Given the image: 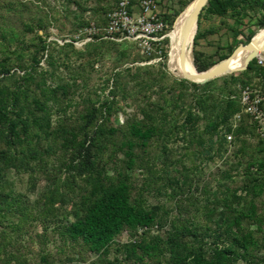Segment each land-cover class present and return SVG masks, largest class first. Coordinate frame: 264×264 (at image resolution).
Instances as JSON below:
<instances>
[{
	"label": "trees",
	"instance_id": "trees-1",
	"mask_svg": "<svg viewBox=\"0 0 264 264\" xmlns=\"http://www.w3.org/2000/svg\"><path fill=\"white\" fill-rule=\"evenodd\" d=\"M193 1L180 0L182 8L164 16L169 31ZM10 4L0 0V21L20 15L22 34L36 32L39 43L27 59L21 34L5 29L8 20L0 28V264H30L16 249L28 235L40 248L36 264H56L48 251L54 242L61 264L77 257L85 264L93 254V264H264V139L243 113L240 90L251 85L264 95V66L255 59L243 72L199 84L139 65L146 59L132 43L100 40L86 45L97 54L95 66L103 51L116 59L102 86L92 88L104 72H94L92 62L89 73L64 79L49 29L60 18L72 22L73 33L92 22L104 26L119 0H65L57 16L31 2H21V12ZM207 16L234 20L223 22L233 42L218 60L196 48L220 30H203ZM249 24L264 29V0H210L191 68L205 72L250 43L258 31L239 39ZM46 55L49 70L41 66ZM127 105L131 116L116 123ZM179 137L185 152L173 158L169 143ZM202 156L232 167L201 183ZM13 171L28 175L29 193L46 181L37 200L14 194Z\"/></svg>",
	"mask_w": 264,
	"mask_h": 264
},
{
	"label": "rangeland",
	"instance_id": "rangeland-1",
	"mask_svg": "<svg viewBox=\"0 0 264 264\" xmlns=\"http://www.w3.org/2000/svg\"><path fill=\"white\" fill-rule=\"evenodd\" d=\"M1 1L6 2V3L7 2L11 3L10 5L14 6L20 12L22 11L21 2H31V3H33V7H34L33 10H36V7L39 6V7H41V9L50 12V14L52 16H57L58 11H64L63 4L65 2V0H1ZM181 8H182V5L180 3V0H171L170 5L168 6V9L171 11V15L176 14V12L179 11ZM34 12H35L34 16L37 17V12L36 11H34ZM7 14L8 15L6 16V22L2 23L0 21V28L4 27V25H7L6 24L7 20H8V22H10V23H8L9 25L6 26L5 29L10 30V28L11 29L13 28V30H15L16 33L21 34L20 39L23 42L21 47L25 51L26 58L30 59V56H31L32 52L35 50V48L34 47L29 48V47L34 45V44L36 45L39 43V41L36 40V38H37L36 32L29 33L27 35H23L22 32L20 31L21 27L19 25L20 15H17L15 13H7ZM180 15L178 16V18L180 17ZM86 16L88 18L89 17L91 18L90 14H87ZM178 18L176 19V22H177ZM27 19H28L27 16L24 17V20H27ZM247 21H249V19H247ZM176 22H175V24H176ZM223 22H227L230 25L234 24V20L230 19V18L225 19V18L214 17V16L204 17V19L202 21L203 30L208 31L212 28H217L220 30L215 34L209 35L207 38L200 40L199 45L196 46V48H198L199 50L204 52V54H206V56H213L217 60L220 58L221 55L229 54L228 46L230 44H232V42H233L232 37L228 36V34L226 33V25H224ZM175 24H174V26H175ZM5 29L0 30V34L2 37H5V35H6ZM72 30H73L72 22L66 21L63 18H60L58 23H55L50 27V29H49L50 35L48 36L47 40H48V42H54V41H51V38H58L62 41L64 39H67V38H72L74 35H76L78 33V31L73 33ZM243 30H244V34L241 35L239 37V39L244 41V42L247 41L248 35L250 34L251 31H258L257 34H259L262 31V30H258V28L256 26H252L250 24L246 27L244 26ZM257 34L255 35V37L257 36ZM194 35H195V33H194ZM44 38H46V36ZM193 40H194V36H193V39H190V37H189L187 52H186V61H187L188 66L190 68H191L190 63L194 59V55H193L194 53L193 52H194V48H195V41L193 43ZM183 41H184V38H183L182 42ZM56 44H57V46H56L55 57L58 60H60V63H61V68L59 69V75H61L67 81H72L74 79V77L77 75L82 76L84 74L89 73L90 70H92V66L90 65V63L93 62L94 63V70L93 71L95 72V68H96V70L98 72L101 71L104 73L101 74L99 72V74H97L95 77V82L90 83V85L92 88H96V87L100 88L102 86L104 78L106 76L105 73L111 72L112 63H114V61L116 59L115 55H112L110 52L103 51V53H101V55L102 54H104V55L99 60L100 62L96 63V66H95L94 61L97 58V54L95 52H91V51L87 50V46H84L83 48H79V49L74 47L75 49H72L70 47H64L63 48L62 45H60L58 42H56ZM123 46H125V45L122 44L121 48ZM182 46H183V43H181V52H182ZM15 47H16V45H13L12 48L14 49ZM170 47H171V45H170ZM1 48L2 47H0V49ZM61 48H63V49H61ZM80 52H82V53H80ZM1 55H2V52L0 50V57H1ZM46 58H47V55L41 62V66L43 67V70H49V65L46 61ZM139 65H141V64H139ZM152 65L156 66L157 68H160V67L166 68L173 76L177 77L168 68V58L164 59V60H162L156 64H152ZM141 66H147V65H141ZM236 73H238V72H236ZM101 76H103V77H101ZM79 78H81V77H79ZM79 82H82V81L80 80ZM253 87H255V86H253ZM108 92H109V90H106V93H108ZM122 104H124V103H122ZM131 114H132V109L127 105L125 107V109L117 115L116 123H118V124L124 123L125 120L131 116ZM183 145H184V143H183L181 137H179V139H173L169 143V148L173 151V156H172L173 158L175 156L178 157L185 152L183 149ZM234 148H236V147H234ZM199 149L202 150V148H199ZM196 151L199 152L197 149H196ZM199 156H201V155H199ZM202 157H205V156H202ZM201 162H202V164H201ZM197 164L200 165V167L202 168L201 172H203V176L200 179L201 183L202 182L204 183L207 180L209 175H213L214 173H217L219 169H223V168H225V166L232 167L231 162H226L225 160H221L219 158L217 159L216 162L211 163L205 157V158H203L202 161L197 160ZM8 180H9L10 185H12L14 187V194L16 192L28 194L32 202L37 200V198L39 197L41 192H43L44 189L46 188V181H42L39 184L36 192L29 193L28 192V175L27 174H18L14 171L10 173V175L8 176ZM197 180H198V177H197ZM198 183H199V180H198ZM151 201H154V199H152ZM162 201H164V199H162ZM35 233H36V230H34V231L32 230V232L30 234L35 235ZM30 238H31V235H28L27 237H25V239L23 241L16 244V249H18L19 251L23 252V254L26 255L30 264H36L38 262V253H39L40 248L37 244H32L30 241ZM128 238L129 237L127 235H124V236L118 238L117 242L118 243H125L128 240ZM59 248L60 247H59L58 242L51 243L48 247V251L52 255H54L56 258V264L62 263V260H61L62 255H60L61 252H59ZM62 257L64 258V256H62ZM114 257H115V251H113V253L110 255L109 258L113 259ZM96 260H97V256H96V254H93L90 257V259L85 262V264H93V261H96ZM78 262L79 261H78V257H77V260L75 262H73L72 264H78ZM7 264H15V263L8 262Z\"/></svg>",
	"mask_w": 264,
	"mask_h": 264
},
{
	"label": "built area",
	"instance_id": "built-area-1",
	"mask_svg": "<svg viewBox=\"0 0 264 264\" xmlns=\"http://www.w3.org/2000/svg\"><path fill=\"white\" fill-rule=\"evenodd\" d=\"M171 0H119L116 9L107 15V23L99 26L96 22L78 31L72 38H51L60 45L72 43L75 48H83L89 43L110 40L117 43L129 42L137 46L146 59L141 65H152L164 60L165 40L168 38L170 22L164 18L171 15L168 9ZM259 65L264 66V52L257 58ZM243 113L248 114L255 125L257 133L264 139V95L249 85L241 87ZM241 113L236 115L233 126L236 128ZM227 139L232 141L233 135ZM143 230H140L142 234Z\"/></svg>",
	"mask_w": 264,
	"mask_h": 264
},
{
	"label": "water",
	"instance_id": "water-1",
	"mask_svg": "<svg viewBox=\"0 0 264 264\" xmlns=\"http://www.w3.org/2000/svg\"><path fill=\"white\" fill-rule=\"evenodd\" d=\"M195 3L193 9L191 10L185 24L183 27V46H182V61L185 63L186 60V52H187V46H188V40L193 31H195L194 35V40L198 32V27H199V20L201 17L202 12L208 6L210 0H194L193 3ZM242 48H247L251 49L253 51V54L248 58L244 68L240 70H231L229 68L230 62L232 58L242 49ZM264 52V44H260L258 41L255 40V36L253 39L250 41L248 44H241L240 46L237 47V49L233 52L231 56L228 58L220 61L216 65H214L211 69L205 71V72H200L197 69V73L195 74H190L187 71L184 73L182 77H177L181 79H187L189 81L199 83V84H205L211 80H214L216 78H220L223 76H227L230 74H234L236 72H243L247 70L249 67L250 63L255 60L261 53Z\"/></svg>",
	"mask_w": 264,
	"mask_h": 264
},
{
	"label": "bare ground",
	"instance_id": "bare-ground-1",
	"mask_svg": "<svg viewBox=\"0 0 264 264\" xmlns=\"http://www.w3.org/2000/svg\"><path fill=\"white\" fill-rule=\"evenodd\" d=\"M196 2H192L189 6H187L184 11L181 13L178 18L174 28L172 31L168 33V38L170 41L168 45V68L169 70L176 75L177 77H182L184 73L187 71L190 74H195L197 72L193 71L189 66L187 61L185 63L182 61L181 55V43L183 40V27L184 24L193 9ZM195 31H193L190 35V39H193ZM255 40L260 44H264V30H262L257 36ZM171 45V47H170ZM253 54L251 49L242 48L231 60L229 68L231 70H240L244 68L248 58Z\"/></svg>",
	"mask_w": 264,
	"mask_h": 264
}]
</instances>
